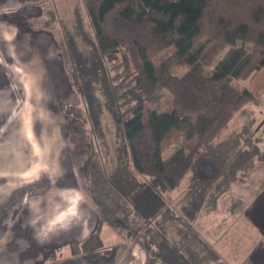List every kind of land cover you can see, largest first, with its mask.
<instances>
[{"label": "trees", "instance_id": "1", "mask_svg": "<svg viewBox=\"0 0 264 264\" xmlns=\"http://www.w3.org/2000/svg\"><path fill=\"white\" fill-rule=\"evenodd\" d=\"M83 1L86 10L77 8L63 29L62 52L83 107L66 111L89 128L92 151L123 199L125 225L145 238L151 264H230L196 221L264 160L263 102L237 83L264 67V0ZM171 46L172 55L155 63ZM176 66L189 69L176 74ZM162 89L173 108H150L145 122L146 104ZM235 118L241 123L223 138ZM194 138L191 150L183 144L163 155L171 143ZM236 202L243 205L234 199L230 211ZM104 226L100 218L82 243L88 259L108 252Z\"/></svg>", "mask_w": 264, "mask_h": 264}, {"label": "rangeland", "instance_id": "2", "mask_svg": "<svg viewBox=\"0 0 264 264\" xmlns=\"http://www.w3.org/2000/svg\"><path fill=\"white\" fill-rule=\"evenodd\" d=\"M77 8L81 12L86 10L83 0H0V34L5 36L8 40H11L10 36L15 31L17 33L16 39L20 42H24L25 45L24 48L23 45L19 43L13 46V50H11L10 44L5 43L3 47V38L0 36V57L6 62H19L17 64L23 66L24 77L21 78L22 80L26 79L30 82L28 83V81L25 80V83H23L26 100L22 103L25 104L26 108L28 110L34 109L33 101L30 99L31 89L34 88L37 96L40 98L44 97L43 104H46V101L50 100V111L51 114L55 116L56 121L53 125L52 120L54 121V119L52 115H49L47 112L49 111L48 106L44 109H40V119L43 120V132L45 134L43 151L51 153L53 149H51V147L55 146L53 155L56 160L52 163L37 164L33 172L28 170L25 174V180H31V182L36 179H43L44 187L41 188L46 189L52 185L50 186V190H48L49 193L47 195L48 197H46V204L51 210V215L54 218L51 220L52 223H50L48 215L46 214L47 222L44 220L43 222L40 221L38 224L35 223L33 231L36 243L34 244V248L31 249L27 246V243H18L17 241H21V239L15 238L16 234L17 236H22V231L18 227L19 224L16 223L20 214L13 208L6 209L3 212V224L0 230L4 233V235L0 237V262L2 261L1 258L8 257L9 260H4V262H9V264H21L18 259L22 258H24V260L30 258V263L40 262L44 264V262H47L46 264H64L65 262L63 263L61 261H67L71 257L73 259V255L83 251L82 243L93 231H95L99 219L103 218L105 220L104 229L107 230L109 235L111 233L113 234L115 231V240H123L126 242L127 246L135 249V259L131 264H151L153 260L148 257V246L145 238L137 233L132 234L129 232V226L127 227L125 225L122 217L123 215L121 214V207L124 205L123 199L109 184L102 163L99 160L98 152L97 155H95L96 153L92 151L89 128L80 119H76L66 111L67 106L83 107V104L80 95H76L75 91L70 87L68 90H71L73 96L67 98L62 95V93L65 92L64 86H68V84L60 82L59 79L61 75L59 77H54V72L59 65V60H62L61 54L58 50L56 53L50 51L47 45H43L41 41L39 42L40 45L37 42L38 35L49 33L59 44V47H61L64 53L65 39L63 29L72 24L74 21L73 12ZM174 51L175 46L169 47L157 56L154 62L157 64L163 62L169 58ZM27 53H30L28 55L29 57L33 56L31 60L33 62L30 60L26 61L25 56ZM45 55L53 59V63L50 64L49 70L47 71L42 64V59ZM222 56L223 54L220 55L219 58ZM23 57L24 59L21 65L20 59ZM66 69L69 73V68ZM188 69L187 66H176L172 71L176 74H183ZM208 70L210 71L211 68ZM45 78L51 79V81H44L43 79ZM250 80H240L237 83L244 87L249 84ZM53 95H56L57 99L52 98ZM150 108L157 109L160 112L170 111L173 108L172 95L166 89H162L157 102L147 103L145 108L146 113L144 115L145 122L148 121L147 111ZM26 118L29 122L32 121V116L27 115ZM240 123V120L235 118L230 128L224 132L223 138ZM107 126L109 128L107 134L111 140L110 144L112 148L115 149V143L117 141H115V127L113 124L111 125V123H108ZM196 143L197 138L185 141L182 144L171 143V145L164 150L163 155H171L183 144L186 150L189 151ZM25 146V151L29 152L30 148L28 144L26 143ZM34 151L39 154H44L39 148H36V150L34 148ZM26 159L28 160L29 158ZM262 161L264 163V160ZM61 162L62 165H60ZM66 165H68V168ZM64 170L73 174L72 184L80 185L79 189L74 186L68 187V184L61 183V180L56 181ZM248 175L244 181L234 183L235 187L233 191L226 192L220 198V209L217 207L215 211L206 214L203 218H198L196 221L198 224L200 223L202 229L198 224H196V226L203 232L204 237L215 246L216 244L213 242L214 228L222 224V216H229V219H234L237 218L239 214H242V212L244 213L246 209L247 200L245 202V199L242 197L245 198V194L250 195L251 193L246 190V187L250 186ZM252 175L257 177L256 173ZM66 183L69 182L66 181ZM3 185H5V183H3ZM185 185L186 184L183 183L178 188L171 190L167 195L168 199L170 201L177 200L182 195ZM81 186L82 188L80 189ZM232 192L237 196L234 198L235 200H241L243 202L242 206L240 202H236L235 210L237 211L235 212L232 210L230 211V204L234 200H231V198L235 196L232 195ZM43 200L42 198L41 203H43ZM243 220L242 222L240 221V225L244 223ZM72 221L73 224L70 225ZM65 224L68 225L65 226ZM4 227L6 228L4 229ZM242 228L244 229L245 227ZM236 229L235 232L237 233L241 231L239 226L236 227ZM225 231L226 227L223 226V229L217 234V238ZM251 231L255 233L253 228H251ZM38 235L40 236L39 243H37ZM109 235L107 237L104 236L107 238V241L109 240ZM241 243L246 244L247 242ZM233 244L235 243L231 242V245ZM105 245L106 249H108L107 247L110 244L107 243ZM57 247H59V249H57L56 254H54ZM235 248H238V244ZM256 249L257 248H255L254 251ZM82 254L84 255L83 252ZM82 254L80 255L83 256ZM24 263L26 264L27 261H24Z\"/></svg>", "mask_w": 264, "mask_h": 264}, {"label": "crops", "instance_id": "3", "mask_svg": "<svg viewBox=\"0 0 264 264\" xmlns=\"http://www.w3.org/2000/svg\"><path fill=\"white\" fill-rule=\"evenodd\" d=\"M0 36L3 38V47L4 44L7 43L10 44V49L13 50V46L21 43L25 48L24 42H20L18 39H16L17 33L15 31L10 36L11 40H8L1 34ZM37 37L38 44L41 41L43 45H47V48L50 51H53L54 53L59 51V53L61 54L62 60H59V65L56 68L57 72H54V77H59L61 75L59 79L60 82L68 84V86H64L65 92L62 93V95L67 98L73 96L71 90H68V88L70 87L73 91H75V89L71 84L67 71L65 70L66 60L63 57L64 55L62 53L61 47H59V44L49 33L40 34ZM29 54L30 53H27L25 56L26 61H31L33 58V56L29 57ZM23 59L24 57L20 59L21 65ZM42 62L43 67H45V70L47 71L49 70L50 64L53 63V59L45 55L42 59ZM17 63L19 62H6L0 57V230L2 229L3 224V212L8 208H13L18 214H20V217L17 219L16 223L19 224L18 227L22 231V236H17L16 234L15 238L21 239V241H17L18 243H27V246L32 249L34 248V244L36 243L33 231L35 223L38 224L40 221H46V214L48 215L50 223H52L51 220L54 218L51 215V210L46 204V197H48L47 195L49 193L48 190H50V186L52 185H50L46 189L41 188L44 187L42 181L43 179H36L31 182V180H25V174L28 170L30 172H33L37 164L52 163L54 160H56V158L53 155V153L55 152V146L51 147V149L53 148L52 151L50 149L51 153L43 151L45 134L43 132V120L40 119V109H44L46 108V106H48L49 111H47L46 109L45 110L50 115V100L46 101V104H43L44 97L40 98L39 96H37L35 94V89L32 88L30 99L33 101L34 109L32 108L28 110L26 108L25 104L22 103L26 100L25 91L23 90V83H25L26 79L22 80L21 78L24 77V68ZM43 80L51 81V79L47 78ZM28 83L30 82L28 81ZM247 87L260 101L264 103V67L252 77ZM75 93L76 95L78 94L76 91ZM52 98L57 99V96L53 95ZM27 115L32 116L31 122H29L26 118ZM52 117L54 121L52 119L51 120L54 125L56 122L55 116L52 115ZM26 143L30 148L29 152L25 151ZM34 148L35 150L36 148L41 149L44 154L35 152ZM26 158L29 159L27 160ZM60 165H62V162L60 163ZM66 166L68 168V165ZM68 173L69 171L64 170V172L61 174V176H59L58 179H56V181L61 180V183L68 184V187L74 186L75 188L79 189L80 185L72 184L73 174ZM254 173H256L257 177H254V175H252ZM248 176V182L250 186L246 187V190L248 192L250 191L251 193L250 195L245 194V198L242 197L243 199H245V202L247 200L244 213L242 212V214H239L237 218L232 217L234 219H229V216H222V224L214 228L215 231L218 230V233H220V231L223 229V226L226 227V231L221 236H219V238H217L218 233L215 234L214 231L213 242L221 251L222 255L230 262V264H264L263 161L258 162L256 168ZM66 181H68L69 183H66ZM3 183H5V185H3ZM234 187L235 184L231 186V189L229 191H233ZM81 188L82 186L80 187V189ZM232 195L235 194H233L232 192ZM235 197L237 196H233L231 200ZM42 198L44 199L43 203H41ZM220 207L221 204L219 201L218 209H220ZM242 220L244 221V223L240 225V221L242 222ZM72 224L73 221L72 223H70V225ZM66 225L68 224H65V226ZM238 226L241 230L238 231L239 233L235 232V229ZM242 227L245 228L243 229ZM5 228L6 227H4V229ZM104 228L102 232L103 243L104 245L107 243L110 244L107 247L108 249H106L105 247V251L109 250L107 254H103L97 260H91L84 256L82 254L83 251H81L80 253L73 255V259L71 257L69 259V262H66L64 260L61 262H65L64 264H131L132 261L134 262L135 249L127 246L126 242L123 240H115L116 232L114 231L113 234L111 233L109 235V233H107V230H105ZM251 228L255 230V233L251 231ZM26 230L29 232H27ZM3 235L4 233L0 231V237H2ZM108 235L109 240L107 241L106 237ZM37 240V243H39V235ZM231 242L235 244L231 245ZM241 242L247 243L242 244ZM237 244L238 248H235ZM255 248L257 249L254 251ZM80 254H82L83 256H81ZM1 259L2 261L0 262V264H9V262H4V260H9L8 257H3ZM29 259L30 258L24 260V258H22L18 260L21 264H25L24 261H27L26 264H41L40 262L30 263ZM46 263L47 262H44V264Z\"/></svg>", "mask_w": 264, "mask_h": 264}]
</instances>
